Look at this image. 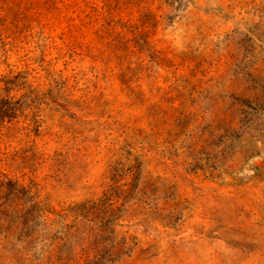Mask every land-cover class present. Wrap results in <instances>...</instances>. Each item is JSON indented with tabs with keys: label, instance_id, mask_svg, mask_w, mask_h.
Returning <instances> with one entry per match:
<instances>
[{
	"label": "rangeland",
	"instance_id": "374dc122",
	"mask_svg": "<svg viewBox=\"0 0 264 264\" xmlns=\"http://www.w3.org/2000/svg\"><path fill=\"white\" fill-rule=\"evenodd\" d=\"M0 264H264V0H0Z\"/></svg>",
	"mask_w": 264,
	"mask_h": 264
}]
</instances>
